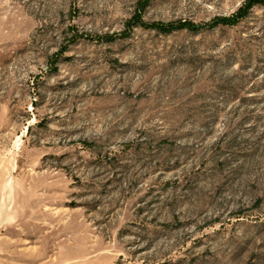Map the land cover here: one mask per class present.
<instances>
[{
	"label": "rangeland",
	"instance_id": "rangeland-1",
	"mask_svg": "<svg viewBox=\"0 0 264 264\" xmlns=\"http://www.w3.org/2000/svg\"><path fill=\"white\" fill-rule=\"evenodd\" d=\"M136 1L0 0V264H264V6Z\"/></svg>",
	"mask_w": 264,
	"mask_h": 264
},
{
	"label": "trees",
	"instance_id": "trees-1",
	"mask_svg": "<svg viewBox=\"0 0 264 264\" xmlns=\"http://www.w3.org/2000/svg\"><path fill=\"white\" fill-rule=\"evenodd\" d=\"M152 0H137L134 12L132 16L126 21V28L121 32L112 33V34H105L102 36H98L97 39L102 41L112 42L119 38H125L130 35V31L134 27H142L145 29L155 30L159 33L169 34L174 31H199L201 29H210L216 26H234L238 24L242 19H244L250 10L256 6L261 5L264 6V0H244V2L231 14L229 15H218L212 18L210 23L208 24H197L193 21L189 20H176V21H146L144 19V12L148 5L151 3ZM73 34L71 41H75L81 38H88L93 39V37L79 34L78 30L73 27L72 28Z\"/></svg>",
	"mask_w": 264,
	"mask_h": 264
}]
</instances>
